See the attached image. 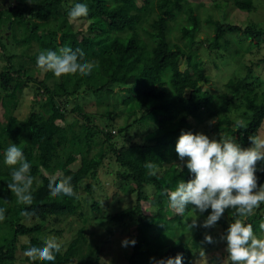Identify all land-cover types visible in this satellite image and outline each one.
<instances>
[{
    "label": "trees",
    "instance_id": "obj_1",
    "mask_svg": "<svg viewBox=\"0 0 264 264\" xmlns=\"http://www.w3.org/2000/svg\"><path fill=\"white\" fill-rule=\"evenodd\" d=\"M213 1L215 7L224 13L223 19L226 18L225 0ZM78 2L86 3L90 9L88 16L83 18V31L73 30L68 16L73 6L70 0H35V3L18 0L12 10L7 7L0 9V37L9 38L1 33L5 23L6 28L10 25V29L14 30L11 32L14 35L22 28L24 36L16 42L26 46L36 45L31 57L34 63L42 50L59 52L62 47H71L83 51L82 62L94 65L90 75H67L65 80L53 87L48 86L43 78L28 77L22 71L13 70L12 64L0 69L3 95L15 99L10 109L7 106L5 121L0 126V208L5 209L0 229L3 224H8L6 233H11L5 237V242L0 243V264H15L18 248L25 252L32 246L42 247L44 239L39 235L44 230V223L51 225L50 231L59 236L60 230L53 227L57 222L64 217L82 215L80 185L85 179L94 178L99 168L103 167L104 160L110 156L117 165L116 176L124 180L125 185L129 184L130 191L136 195L134 205L108 216L111 222L128 218L137 223L136 243L127 256V264H152L153 258L166 259L178 253L183 255V264H191L195 249L201 245H212L205 242L206 233L214 241L221 239L229 224L239 217L235 215V210L229 209L228 218L222 216L215 225L222 227V233L214 232L215 226L203 227L205 232H196L189 243L180 238L175 242L166 239L167 233H178L184 217L193 210V206L189 205L181 216L168 205L167 192L174 190L180 181L186 182L191 178L185 161L178 166L180 159L175 145L179 135L182 131L194 133L189 118L198 123L211 118L215 120L216 130L224 134L219 138L231 137L247 147L248 138L258 134L264 120V101L256 92L253 80L258 77L251 65L247 66L243 78L228 80L224 92L215 94L202 90L200 84L207 82V75L198 47H206L209 52L228 51L233 43L227 39L228 32L243 33L249 43L258 45L260 40L264 41V29L257 28L253 22L241 26L240 23L210 17L206 21L211 26V35L195 40L200 31V16L185 0H75L74 4ZM233 6L246 12L255 8L253 0H234ZM152 13L155 16L150 19ZM178 18L184 20L179 29L180 36L185 40L183 46L172 42L169 37V25ZM147 19L151 20L150 30L141 26ZM140 29L149 40L141 36ZM232 50V55L241 52L239 48ZM181 60H185L184 69L180 68ZM259 62L264 63V57ZM67 80L72 81V89L68 88ZM29 85L36 92L45 93L47 110L31 112L20 120L13 111L18 104L17 97ZM79 89L87 94H104L106 98L108 94L116 95L118 99L114 98L112 111L116 112L119 108L126 113L123 126L115 132L106 131L94 123L91 116L83 113L81 106L74 105L67 110L69 98L78 95ZM232 111L234 118L230 117ZM69 113H76L79 118L85 119L79 131H74L68 124L60 125ZM79 118L75 120L79 121ZM237 120H243L245 127H235ZM117 135L119 138L115 141ZM11 144L21 147L31 164L30 174L35 178L31 206L19 204L7 187L13 169L4 163V153ZM94 146L99 149L91 154ZM78 157L79 166L71 168ZM147 163L155 165V176L149 174L151 170L145 166ZM44 172H57L58 178L71 176L78 198L51 197L48 188L51 175ZM256 175L258 183L264 184V162L258 163ZM145 185L154 188L152 196L144 193ZM90 187V183L85 186L87 192H91V211H101ZM144 200L151 202L154 213L142 208ZM24 210L35 215L22 216ZM207 211L203 213L206 217L211 210ZM245 223L253 225L255 234L263 231L264 235V230L259 227L264 223V204ZM22 238L27 240L20 242ZM99 248L88 240L85 228L80 227L56 255L54 262H33L24 254L23 259L27 264H100Z\"/></svg>",
    "mask_w": 264,
    "mask_h": 264
},
{
    "label": "rangeland",
    "instance_id": "obj_2",
    "mask_svg": "<svg viewBox=\"0 0 264 264\" xmlns=\"http://www.w3.org/2000/svg\"><path fill=\"white\" fill-rule=\"evenodd\" d=\"M0 0V9H6L9 6L18 3V0ZM75 0H70L71 6L74 5ZM190 3L198 12L200 16V31L196 35L195 40L205 39L211 35V26L207 23L206 19L210 17L214 19L222 20L223 22L230 23H240L241 26H244L247 23L253 22L257 28L264 29V0H253L255 8L251 12H246L239 10L233 6L234 0H225V14L226 18L223 19L224 13L220 9L215 7L213 0H185ZM13 9V8H12ZM11 9V10H12ZM155 16V13H152L149 17L152 19ZM183 17V15H181ZM145 20L141 23V26L150 30L149 23L151 20ZM178 21L172 22L169 25L170 29V40L174 43H178L181 46L184 45V39L180 36V27L184 24V20L177 19ZM52 22V21H51ZM50 22V23H51ZM73 30L80 29L83 31L85 22L83 18L77 21H71ZM51 24H54L53 22ZM5 23L1 28V33L3 36L9 37L8 40L0 37V69H3L7 64H12V68L15 71H22L21 73L27 75L28 77L37 76L38 78H43L45 83L53 87L60 81L65 80V76L55 77L51 71L41 72L38 69L36 63L33 62L31 58L34 51L36 50V45L33 43L30 46L24 45V43H17L16 41L20 40L24 36V30H18L16 35L11 34L12 28L10 25L5 27ZM14 29V28H13ZM16 31V30H15ZM139 33L146 40H149L145 35H143L142 30L140 29ZM11 34V35H10ZM78 38H81V34L77 35ZM227 39L232 40L233 43L231 47L228 48V51L223 50L221 52L215 50L206 49V47H198L201 56L204 61V71L207 75V82L202 81L200 87L202 90H210L215 94L222 93L226 90V82L228 80H237L243 78L247 72V66L251 65L253 73L258 78L253 80L256 86V92L264 101V63L259 62L260 59L264 57V41L260 40L258 45H252L248 42L246 35L243 33L228 32ZM235 48H239L241 51L239 55H232ZM16 57H10V56ZM239 59V60H238ZM241 59V60H240ZM180 68H185V60L180 61ZM46 76V77H45ZM251 80V79H249ZM246 81L247 83L249 82ZM67 86L69 89L73 88V83L71 80H67ZM82 89H79L78 95H72L69 98L68 106L66 109L69 110L74 105H79L82 107V112L91 116L93 122L101 126L103 130L106 131H117L118 127H122L125 123L126 113L121 111L119 108L112 111V102L114 98L118 99L116 95L108 94H87L81 92ZM5 93L2 91L0 86V99L1 96ZM47 96L45 93L36 92L33 90L32 85L26 87L21 95L17 97V107L14 109L13 114L20 120L25 119L31 112H37L41 109L47 110L45 108L47 103ZM0 100V126L3 125L5 121V116L7 114V106L10 109L15 99L12 97L2 96ZM116 101V100H115ZM112 111V112H111ZM201 110L200 112H203ZM238 112H236L237 114ZM229 114V113H228ZM111 117V119H110ZM230 117L234 118L235 114L233 111L230 113ZM75 118H79L76 113L67 114L64 121H60V125L63 127L66 124L72 126L74 131L80 130V124L85 123V119L79 118V121H76ZM129 120V119H128ZM131 121V119H130ZM214 121V123H213ZM189 124L193 128L194 133L203 132L208 135L210 138L219 139V136H223L217 129V126H214L215 120L207 118L205 121L198 123L192 118H189ZM111 131V132H112ZM259 135H264V120L259 128ZM227 137V136H224ZM119 135H117L114 140L117 141ZM138 137L135 138L137 140ZM118 143L121 141L119 139ZM105 146V144L103 145ZM91 154L95 153L99 148L97 146L93 147ZM179 161L178 166H180ZM103 167L101 166L97 171L94 178H88L83 181L80 185V200H81V211L82 215H74L73 217H64L61 221L57 222L53 227L60 230V235H54L51 230L52 227L49 224H43V231L39 237L46 239L48 237H56L59 241L62 242V248L66 246L69 241L75 236L76 231L83 227L87 238L90 242L95 245H98L100 248L99 260L100 264H127V256L132 251V245L127 247L122 246V241L125 238L135 239L137 236V223L132 219H125L120 222H111L108 220V216L111 214L117 213L127 207L134 205L136 201V195L130 191L129 184L125 185L124 180L119 179L115 174L116 163L114 162L113 157H107L103 162ZM79 166V157L78 159L71 164V168L76 169ZM168 166V165H166ZM52 176H56L57 172L47 173ZM91 184L90 190L95 200L100 203L101 211H91V192H87L85 186ZM145 194L152 196L154 188L152 185H145L143 189ZM142 208L147 211L154 213L155 208L149 200H144L142 202ZM211 210V209H209ZM208 212V211H206ZM205 213V212H204ZM198 215V224H202L203 220L206 218V215L199 214L193 208L192 211L188 212L183 219L180 229L177 234H166V239L170 242L179 241V238L184 242L189 243L191 238L198 233L200 230L205 232L203 227L193 228L191 231L187 227L188 221L191 218ZM171 216V215H170ZM167 216V217H170ZM205 217V218H204ZM225 219L228 218V210L223 214ZM32 222V220H29ZM28 223V222H27ZM3 224V223H2ZM0 229V243L5 242V237L10 236V231L6 233V227L8 224H3ZM61 228V229H60ZM214 232L222 233L223 229L221 226H215L213 228ZM258 237H264L263 231L259 234H256ZM27 240L22 238L20 242ZM226 241L222 239L215 240L210 247L201 245L193 251L191 264H229L227 259V253L225 251ZM204 252V255H201V252ZM24 252L18 248L16 252L17 261L15 264H27L23 259ZM225 255V257H224Z\"/></svg>",
    "mask_w": 264,
    "mask_h": 264
},
{
    "label": "clouds",
    "instance_id": "obj_3",
    "mask_svg": "<svg viewBox=\"0 0 264 264\" xmlns=\"http://www.w3.org/2000/svg\"><path fill=\"white\" fill-rule=\"evenodd\" d=\"M27 2L35 3V0ZM89 11L86 3L78 2L71 7L68 16L71 21H77L87 17ZM83 55L81 49L73 50L71 47H62L59 52L46 49L38 54L37 65L46 72L51 71L57 78L75 74L87 76L92 73L94 65L88 61L82 62ZM235 127H245L244 121L237 120ZM248 139L249 145L244 147L231 137L215 139L203 132L182 131L175 150L179 159L186 162L191 178L186 182L180 181L174 190L167 192L168 205L177 215L183 216L189 205L199 214L211 209L202 224H198V215L191 218L187 225L190 231L196 227H214L226 210H235L239 218L231 222L226 233L220 237L226 241L229 264H264V237H258L253 225L245 223L264 204V184L258 183L256 175L258 163L264 162V135H253ZM4 163L13 169L8 189L19 204L31 206L35 178L30 174L31 164L26 160L22 148L11 144L4 153ZM145 166L151 170L150 175H156L155 165L147 163ZM71 181V176L50 177V196L78 198ZM21 215L31 217L35 213L24 210ZM4 219L5 209L0 208V221ZM259 227L264 230V223ZM204 240L214 242V238L207 233ZM135 243L134 238H125L122 246H134ZM61 251L62 242L53 236L44 239L42 247L28 248L24 255L33 262H54ZM201 255H204L203 251ZM152 264H183V255L178 253L175 257L159 260L153 258Z\"/></svg>",
    "mask_w": 264,
    "mask_h": 264
},
{
    "label": "water",
    "instance_id": "obj_4",
    "mask_svg": "<svg viewBox=\"0 0 264 264\" xmlns=\"http://www.w3.org/2000/svg\"><path fill=\"white\" fill-rule=\"evenodd\" d=\"M4 2H7V0H5ZM16 5H12V6H9L8 9L11 10L12 8H15Z\"/></svg>",
    "mask_w": 264,
    "mask_h": 264
},
{
    "label": "flooded vegetation",
    "instance_id": "obj_5",
    "mask_svg": "<svg viewBox=\"0 0 264 264\" xmlns=\"http://www.w3.org/2000/svg\"><path fill=\"white\" fill-rule=\"evenodd\" d=\"M8 2V1H7ZM7 2H5V3H7ZM14 5H16V4H14Z\"/></svg>",
    "mask_w": 264,
    "mask_h": 264
}]
</instances>
